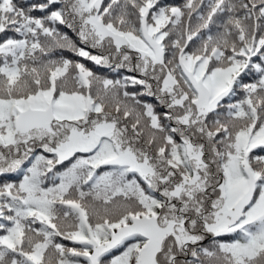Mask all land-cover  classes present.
Instances as JSON below:
<instances>
[{
  "label": "snow or ice",
  "instance_id": "snow-or-ice-1",
  "mask_svg": "<svg viewBox=\"0 0 264 264\" xmlns=\"http://www.w3.org/2000/svg\"><path fill=\"white\" fill-rule=\"evenodd\" d=\"M0 264H264V0H0Z\"/></svg>",
  "mask_w": 264,
  "mask_h": 264
},
{
  "label": "trees",
  "instance_id": "trees-1",
  "mask_svg": "<svg viewBox=\"0 0 264 264\" xmlns=\"http://www.w3.org/2000/svg\"><path fill=\"white\" fill-rule=\"evenodd\" d=\"M169 2H173V3H179V2H181V0H169ZM34 15H40V13H34ZM65 55H67V56H71V54L70 53H65ZM74 58V57H73ZM86 63H88V62H86ZM89 67H92V65L89 63ZM99 71V70H98Z\"/></svg>",
  "mask_w": 264,
  "mask_h": 264
}]
</instances>
